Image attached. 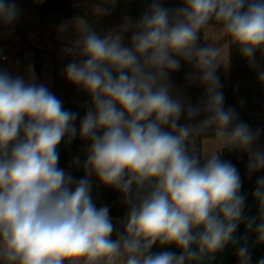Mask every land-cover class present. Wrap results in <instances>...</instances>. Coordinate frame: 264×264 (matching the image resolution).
Returning a JSON list of instances; mask_svg holds the SVG:
<instances>
[{"label": "clouds", "instance_id": "9594fccd", "mask_svg": "<svg viewBox=\"0 0 264 264\" xmlns=\"http://www.w3.org/2000/svg\"><path fill=\"white\" fill-rule=\"evenodd\" d=\"M115 3L106 0L100 13ZM181 3L170 9L151 0L138 20L125 18L103 36L84 27L66 48L76 58L64 74L91 98L79 128L90 142L79 180L58 167L57 151L66 136L76 137L77 114L43 84L0 72V264H211L229 244L239 264H250L247 238L234 237L242 222L264 244V177L253 192L258 217H246L239 172L220 158L225 148L240 150L250 173L264 168V149L255 147L260 132L224 109L220 49L200 43L216 22L264 82L256 60L258 51L264 58V0ZM19 15L15 0H0V24ZM181 60L195 69L188 78L206 88L195 106L172 93L169 74ZM201 111L207 115L199 124L180 123ZM209 131L223 147L202 156L190 144ZM92 176L122 194V231L109 208L93 202ZM157 245L180 251L152 252Z\"/></svg>", "mask_w": 264, "mask_h": 264}, {"label": "trees", "instance_id": "16d2710c", "mask_svg": "<svg viewBox=\"0 0 264 264\" xmlns=\"http://www.w3.org/2000/svg\"><path fill=\"white\" fill-rule=\"evenodd\" d=\"M15 3L20 10V15L11 25H5L11 31L24 38L22 26L17 22L21 19V14L24 9L33 8L37 10L41 21H44L48 14H56L67 19H84L86 27L100 33L102 36L112 30H118L108 22V15L113 14L114 5L105 6L107 11L103 14L100 9L105 5L106 0H15ZM163 6L170 9H175L182 6L181 0H162ZM217 24L216 22L210 25ZM204 30L200 35V43L206 44L204 40ZM230 45V77L228 83L222 91L224 95V109H235L237 122L246 123L253 131L259 130L260 135L256 141L255 147L264 149V82H261L257 76V70L250 66L239 52L238 48L231 43ZM55 55V60H56ZM256 60L264 68V58L261 53H256ZM182 69L169 74L170 82L173 84H191L192 79L188 78L190 73L195 71L192 64H188L181 60ZM64 110L76 113L77 117L74 121V126L77 129L76 137L68 141L67 136L58 145L59 153L58 167L61 169H73L72 176L79 180L85 175L83 163L86 160V139H82L79 135L80 123L86 114V106L84 103L73 102L70 100H61ZM207 113H201L193 120L189 121L182 116L180 123L199 124ZM211 131L206 134H200L193 137L190 147L195 151H200V142L207 137H213ZM79 157L80 166H75V158ZM220 158L224 161L231 162L238 170L241 188L240 194L246 197V206L244 215L246 217H258L259 205L253 196L257 180L264 177V168L254 172L248 170V154L242 161L238 160L237 150L223 149ZM91 194L96 207L107 206L110 216L113 218V223L116 225L117 231H122V225L118 221H123L127 214L128 207L124 202L122 194L112 188L97 183H91ZM259 223V219H257ZM236 239L247 238L249 251L251 253L250 264H258L259 260L264 258V244L256 243V235L254 231L246 230V222H242L237 231L234 233ZM113 239L116 238V233L113 234ZM174 251L180 250L175 245L161 247L154 246L152 252L159 251ZM211 264H239L236 254V246L227 245L223 250L215 254V258Z\"/></svg>", "mask_w": 264, "mask_h": 264}, {"label": "rangeland", "instance_id": "374dc122", "mask_svg": "<svg viewBox=\"0 0 264 264\" xmlns=\"http://www.w3.org/2000/svg\"><path fill=\"white\" fill-rule=\"evenodd\" d=\"M150 3L151 0H116L113 14L108 15V22L119 29L125 18L138 20ZM17 22L22 26L24 38L0 24V72H7L12 77H23L26 83L43 84L59 100L84 103L87 111L91 107L89 94L68 81L64 74L66 66L76 58L66 48L78 38V31L86 27V21L79 18L67 19L56 14H48L41 21L37 10L28 8L22 11L21 19ZM62 25H67L66 30L61 31ZM132 35L131 30L124 32L123 44L130 46ZM204 40L207 45L220 49L222 65L218 67L216 74L221 82L222 87L219 90L222 92L230 77V37L222 31L219 24H214L205 29ZM37 59H42L40 74L35 69ZM171 85L173 96L182 98L186 103L195 106L206 100V88L198 81ZM222 147L214 136L200 142L202 156L219 152ZM237 153L239 161L247 154L240 150ZM64 170L70 174L73 172V169ZM90 179L91 182L101 185L95 176Z\"/></svg>", "mask_w": 264, "mask_h": 264}, {"label": "water", "instance_id": "95a60500", "mask_svg": "<svg viewBox=\"0 0 264 264\" xmlns=\"http://www.w3.org/2000/svg\"><path fill=\"white\" fill-rule=\"evenodd\" d=\"M41 63H42V59H37V60H35V69H36V71H37V73L38 74H40V65H41Z\"/></svg>", "mask_w": 264, "mask_h": 264}, {"label": "built area", "instance_id": "2783aa9c", "mask_svg": "<svg viewBox=\"0 0 264 264\" xmlns=\"http://www.w3.org/2000/svg\"><path fill=\"white\" fill-rule=\"evenodd\" d=\"M4 58H5V57L3 56L2 59H4ZM85 146H86V155H87V148L89 147V144L86 142V143H85ZM79 161H80V160H79ZM75 166H76V167H79V166H80V163H79V164H76V163H75Z\"/></svg>", "mask_w": 264, "mask_h": 264}, {"label": "crops", "instance_id": "0c3cea01", "mask_svg": "<svg viewBox=\"0 0 264 264\" xmlns=\"http://www.w3.org/2000/svg\"><path fill=\"white\" fill-rule=\"evenodd\" d=\"M117 29V28H116ZM101 185H103V184H101Z\"/></svg>", "mask_w": 264, "mask_h": 264}]
</instances>
